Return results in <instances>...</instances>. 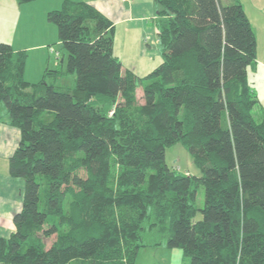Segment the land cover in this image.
<instances>
[{"label":"trees","instance_id":"obj_1","mask_svg":"<svg viewBox=\"0 0 264 264\" xmlns=\"http://www.w3.org/2000/svg\"><path fill=\"white\" fill-rule=\"evenodd\" d=\"M155 1L163 60L143 76L123 69L114 21L85 0L47 13L68 52L65 71L30 82L27 50L0 41V106L21 132L9 173L24 180L0 264H135L142 247L162 243L145 241L153 230L190 264H264L253 23L241 0ZM63 73L74 83L47 81ZM178 142L200 175L168 163Z\"/></svg>","mask_w":264,"mask_h":264},{"label":"rangeland","instance_id":"obj_2","mask_svg":"<svg viewBox=\"0 0 264 264\" xmlns=\"http://www.w3.org/2000/svg\"><path fill=\"white\" fill-rule=\"evenodd\" d=\"M233 1L234 0H227L229 3ZM136 2L138 3L137 9L140 8V6L147 8L144 10L145 14L142 23L140 27H137L136 21L135 23H131V25L128 22L115 23L117 26L115 25L114 48L116 44V53L120 55V59H122L125 68L129 67L140 76H143L152 71L163 60L162 43L158 34L159 26L157 12L159 9L158 3L155 0H136ZM241 2L251 18L257 33L259 43L257 62L249 66V78L258 93L257 95L263 98L261 104L264 105V66L261 62L264 61V0H241ZM29 15L30 12L24 18V21L26 19L25 25L27 29L31 28V30H27L26 32L24 30L23 38L21 37L19 42L16 41L24 46L40 45L39 43L42 44L43 41H45V45L36 46L31 50H27L29 56L26 62L30 75L29 77L39 79L38 77L44 75L47 68H54L55 63H57L59 69H61L63 65L61 59L65 56V65H67L68 52L62 47L58 39L57 26L53 22L48 21L47 14H44V17L41 18V21L45 25L34 22L35 19H32ZM31 23H34L35 26H32ZM17 33L20 35V30H18ZM31 33L33 34L32 39L30 38ZM5 35L6 37L1 39V41L12 39L13 30H5ZM44 53L47 54H45L43 60L40 59L42 61L39 62V58H41V56L43 57ZM59 53L60 55H58ZM69 76L68 74L67 77H62L61 82L59 81L58 84L71 85ZM52 80V76L47 78L48 82ZM137 96L140 102L144 101L143 84H139ZM166 159L170 165L176 166L181 172H189L196 175L201 174V170L195 162L193 155L181 142L167 147ZM204 198L205 188L204 186H200L197 195V206L203 207ZM201 217L202 213L199 212L197 218ZM53 236L47 239V244L50 243L49 241H51ZM159 240H162L160 245L142 247L135 264H190V258L185 256L180 248L175 249L168 247L166 238L164 236L161 237L156 230L148 231L147 234H145L146 242L153 244Z\"/></svg>","mask_w":264,"mask_h":264},{"label":"crops","instance_id":"obj_3","mask_svg":"<svg viewBox=\"0 0 264 264\" xmlns=\"http://www.w3.org/2000/svg\"><path fill=\"white\" fill-rule=\"evenodd\" d=\"M63 1L64 0H35L20 4L18 3L17 0H0V41L4 37H6L5 30H13L12 39L10 40L5 39V40L7 42H10L15 49L26 48V50L28 49L31 50L33 47L45 45V41H43L42 44L39 43L40 45H29V46L20 45L21 43H17V41L18 42L20 41L21 37L23 38L24 30L25 32L27 30H31V28L27 29L25 25L26 19L24 21V18L30 12L29 16L32 19H35L34 22H38L42 25H45L41 21V18H43L44 14H47L49 10L54 8H60ZM85 1L94 4L98 9H100L103 13L109 16L114 21V23L119 24L120 22H128L131 25V23H135L136 21L137 27H140L142 23V19L144 18V14H145L144 10L147 9L144 8L143 6H140V8L137 9L138 3L136 2V0H85ZM31 24L32 26H35L34 23ZM18 30H20L21 32V34L19 33L20 35H18L17 33ZM30 38L31 39L33 38L32 33ZM114 51L115 54L119 58H121L120 55L116 53V44ZM45 54L47 53H44L43 57L41 56V58H39L38 60L39 62L43 60ZM58 55H60V53ZM61 60L63 63L61 69L65 71L67 67V65H65L66 56ZM261 62L263 63L264 66V61ZM54 68L55 69L59 68V65L55 63ZM123 69H127V68L123 66ZM69 75H70L69 76L70 84H73L75 81V75L71 73ZM29 76L30 75L28 73L27 62H26L25 77L27 80H29L30 82H36L43 77L42 75L41 77H38L39 79H34V77H29ZM67 76H68L67 73H63L62 77H67ZM52 77L53 80L51 82L54 83H58L59 81L61 82L62 77H57L55 75H52ZM253 88L255 90V87ZM255 92L256 94H258L256 90ZM258 97L261 101L263 100V98L260 95H258ZM5 113H6V109L0 106V235L8 236L15 229V224L13 222L14 213L19 211L23 205L22 191L24 188V180L20 177L11 176L9 173V158L14 153V151L18 146L21 137V132L18 127L7 123L3 119L4 117H6Z\"/></svg>","mask_w":264,"mask_h":264}]
</instances>
